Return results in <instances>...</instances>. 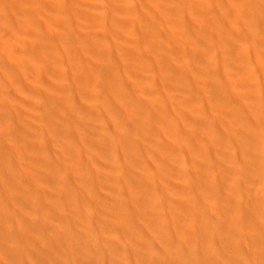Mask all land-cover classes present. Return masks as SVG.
<instances>
[{
    "label": "rangeland",
    "instance_id": "rangeland-1",
    "mask_svg": "<svg viewBox=\"0 0 264 264\" xmlns=\"http://www.w3.org/2000/svg\"><path fill=\"white\" fill-rule=\"evenodd\" d=\"M40 1L51 2V0ZM149 1L64 0L67 6L78 10L80 16L77 19L74 18L76 20L74 25L70 26L69 24L68 26L70 27L63 26L62 33L68 34L70 39H64L57 47L62 52L65 46L71 47L74 41L78 39L85 40L88 34L97 37L108 34V39H104L103 43H101L104 47L105 55L119 42H122L127 47L128 43L132 42L129 40L126 42V37L128 39V35L134 33L124 31V33L127 32V35L124 34V37L125 35L126 37L120 41V38H118V27H111L107 23L116 19H123L126 23H134L135 18L139 19V14L135 13L134 15L130 13L132 4L143 13V17L147 18L145 15L148 9L150 10L147 4ZM158 1H160L162 6H160V9L164 10L160 12L162 15L170 11L168 7L169 3L166 6V1ZM195 1L189 0V3L191 5L194 3L197 7V2L201 0ZM262 3L264 4V0H223L220 8L214 9L207 14H204V11H192L190 7L191 13H188L189 16L184 21V24L189 26V28L182 24L181 19H172L179 23L176 26H179L183 34L187 31H189L188 34L196 33L194 39L191 40L192 43L182 46L184 50L189 52L195 64L192 65L188 73L194 79L192 85L196 89L187 95L178 96L179 85L171 80L165 83L164 85L170 88L171 94L162 92L161 96L171 98L167 102L168 106L172 104L171 111H168V117L171 116V118L159 119L157 123L161 126L179 125L181 128L185 125L190 128L197 121L195 119L196 121L194 120L195 122L192 123L193 120L191 119L198 115L196 118L199 120V116L201 117L202 127L200 126L201 128H199L203 134H211L213 130L221 132L224 140L217 147L212 146L210 142L204 141L202 143L200 140L192 138L196 140L192 142V145L200 148H204L206 145L207 148L211 149L212 153L209 157L204 155L201 158L202 164H199L198 167H188L187 170L196 173L203 169V172H205L210 166L215 165L220 177L221 187L217 189L218 187L215 188L209 183H203L202 185L206 188V191L202 193L203 197L206 199H218L220 197H225L224 199H226V197H230L234 205H238L242 210L241 212L255 213V227H252L246 225L240 219L230 222L231 210L228 207L229 204H225V200H222L225 205L222 204L218 208L206 205L196 208L198 211L197 215L200 216L199 219H205L206 228H208L205 229V234L201 235L202 239L199 237L197 239V241L201 240V242L200 240L198 241L201 244L199 248L204 249L205 247L209 250H223L222 253L224 252L223 257L217 259V261H205L208 264H264V213H262L263 201L261 199L264 189V7ZM162 4L166 6V9ZM232 4H237V6L242 5L250 13L247 16V20L252 28L248 27V24L241 25L243 28L242 32L246 34V41L244 42H241L237 35L233 34L235 31L225 33L223 30L224 24L229 20V11ZM5 9L3 11L0 8L2 15L6 12ZM144 10L146 12H143ZM47 11L50 10L47 9ZM44 12L42 13L44 14ZM214 12H218V15L212 16L211 13ZM49 13L51 14L49 17H52L54 14L51 11ZM1 14L0 55L4 53L3 51L9 42L6 45L4 43L10 41L9 38L15 39L16 47L11 53L16 57L17 66L13 69L12 66L0 64V80L8 84L9 88L7 89L11 90L13 95V98H11L12 100L14 99L11 101V105H4L2 99L6 88L0 86V149L5 151L8 149L6 151V162L0 164V171L7 169L6 165L9 162V172L4 175L6 183L0 185V189L2 190L0 192V200L3 203L0 206L5 208L4 223L7 221V218L12 219L11 227L14 230V233H12L11 229L5 224L3 228V223L0 220V264H64L66 258L65 264H67L68 260L72 264H94L93 260L97 258L98 252L95 255L93 252L88 251L81 253V249L77 248L75 252L68 254L67 251L64 253L63 247H61L58 252L62 251V253L56 254L53 251L49 256L51 259L44 260V254L40 255L42 254L40 248H37V252L40 253L37 254L35 247H32V243L36 239L35 234H39L40 232L41 235L52 239L54 242H67L70 240L68 237L72 235L70 232L71 228L78 234L86 230L87 226L83 223L84 215L88 221L94 220L95 226L106 227L109 223L115 221L120 214H132L136 222H139L140 224H138L143 226L140 208L137 209L131 205L129 207H122L119 211V209L112 210L109 206L112 202H117L116 196L124 193L131 195L139 193V191L133 193L135 192V188L132 189L134 185L133 178L143 177L142 179H145V176H142V174L139 176L137 174L142 173V169L148 164L154 166V158L161 157L158 156V152L154 155V150L162 147L161 145L169 137L166 138L160 132H145L141 135L144 139L142 146L145 152L141 151L142 153L138 155L140 153L138 149L135 159L130 160V152L134 147V139L125 137V135L124 139L121 138L116 130V125L120 122H131L137 119V114L130 115V112L127 113L120 108L123 103L127 104L130 101L127 100V102L122 96L117 97L113 92L116 87H120L119 80L114 89L103 86L96 81L90 82L91 87L89 88L88 83L83 81L81 77L80 68L75 64L73 66L68 65V62L64 61V57L59 59L60 71L62 73L60 79L56 73L52 74L44 71L40 68L42 65L55 67L58 62L57 56L50 51L54 44L41 36L44 30H38L37 32L36 30H30V24L26 22L21 14L10 15L9 13H5L11 16L9 17L8 15L9 20L8 17L7 19L3 18L6 15L2 16ZM42 15L41 17L44 16ZM45 16L46 18L48 17L47 13ZM231 17L237 19L236 16ZM157 20H160V18L158 17ZM5 21L9 22L4 24ZM15 23H18L17 28ZM9 24L12 25V30L8 28ZM171 25L175 26L174 24ZM204 26H207L209 29L205 31ZM153 27L156 29L158 27L163 31L170 30V26L168 25L160 26L159 24H154ZM27 28L29 31H26ZM52 28L57 33L61 30V27L54 26ZM47 32H49V29ZM232 35L234 36L231 42ZM34 38L39 40L36 41L41 45L40 49L36 50L32 48ZM162 44L163 47L161 44V46L157 45V51L154 49L157 52H155L157 56L154 57V60L157 62L162 61L165 64V61L162 60L165 57L168 59L164 60L172 64L174 60H172V55L170 54L177 49V45L173 39H164ZM147 47H151V45L145 46L146 49H151ZM239 51L248 52L247 57L244 59L246 63L244 60H237L236 54ZM98 56L99 54L96 52H88L85 58L90 63H93ZM159 57L163 58L160 60ZM214 59L228 63L227 65L222 64L218 67V71L214 74L213 79H207V75L196 67L198 65L207 66ZM23 62L29 64V69H18L22 66L20 64ZM242 64H246L244 69L240 68ZM229 66L234 67L230 69L231 67L229 68ZM139 69H134L130 65L129 71L137 76H129L130 73L128 72V76L132 79L129 83L133 86L150 81L149 77L145 76L147 72ZM138 70L144 77L139 75ZM167 71V67H157L161 81L168 75V72L170 75L171 71ZM121 73L124 74V72ZM12 75L18 76L17 79H13L15 80L14 82H12ZM57 77L62 82L66 81L63 84L69 83V91H67L66 87H59L60 89H58L57 83H55ZM10 78L11 81H8ZM85 87L87 88L86 90ZM3 89L5 90L3 91ZM32 89L39 90L44 96L59 98L61 103L57 106L54 104L56 102L52 103L54 100H47L46 97L39 99L36 93L35 95L31 93ZM60 90H62L61 94ZM78 90H81V93L79 92L81 97L77 96ZM62 94L64 95L62 96ZM158 95L160 96V94ZM127 105L129 106V104ZM127 105H124V107H128ZM14 108H17L16 112L18 114H16L19 116L17 117L16 114H12V117L9 118V111L11 110L12 112ZM157 109L154 111L159 116L161 111L160 108ZM52 112H55L56 116ZM61 112L67 113V120L64 119ZM218 116H221L220 121L215 119ZM188 121L192 124H187L189 123ZM66 126L68 130L66 129L65 132L71 134L72 138L71 142L68 143H66V138H64V127ZM250 126L254 127L256 131V135H251V139L244 135V131L249 132ZM7 127L14 128L13 138L2 137V133ZM18 131L20 136L17 134ZM21 131H25V133L21 134ZM194 135H197V133ZM73 139L77 140L73 142ZM93 141L97 143L92 144ZM99 142L108 146H103ZM188 145L190 146L191 143ZM124 146L128 153L127 158L124 160L127 162L130 160L129 164L131 165L135 163L134 166L136 168H125V178H119L120 181H113L112 183L95 188L93 186L95 183L91 184L95 178L98 181L99 179L102 180V177L110 176L113 179L119 177L120 170L115 160L113 161L111 158L119 148L123 149ZM151 146H153V149H150L152 148ZM79 147L84 149L81 155ZM181 148L183 151L179 148L177 152L175 151L174 155L171 152V155L176 158L173 162L178 160L181 164L185 163L188 150L183 146ZM247 153L249 154L248 159L246 158ZM142 154L145 155H143L145 157L143 158L146 159L144 163V159L141 158ZM251 157L253 161L261 165L257 166L253 162L247 163L246 160H249V158L251 160ZM179 162H175L174 167ZM11 163L12 166H10ZM143 164L147 165L142 168ZM138 165L141 166L139 167ZM185 174H165L163 176L165 177L164 179L161 176L163 180L159 179L160 176L158 177L160 181L158 180L159 183L157 181V185L159 189L162 185L161 188H164L166 191L169 198L167 201L169 206L178 201V193L175 192L174 186H179L186 180L189 181V178ZM1 177L2 174L0 172V182ZM88 179L89 181L87 182ZM124 179L131 180L128 184L124 185ZM236 186H240L242 189L239 191ZM91 187H94L96 192L89 193L87 190ZM10 191L11 194H9ZM158 192L160 193V190ZM250 193L253 194L255 202L251 200ZM195 196L199 200L203 199L200 195ZM89 200L92 203L100 202L101 211L90 207L81 211L79 215V203L90 202ZM172 209L177 208L172 207ZM179 209L183 213V209ZM77 214L78 219H72ZM229 216L230 218H228ZM171 220H175L177 226H179L177 218ZM216 220H222L221 222H224L225 228H221V226L219 229L209 231V228L212 226L210 222ZM76 221L82 225L76 224ZM248 221H250L249 218ZM226 224L231 228H228L229 226L227 227ZM246 227L248 233L253 236V240H248L245 235L239 234L238 229L243 228L245 230ZM167 231L171 232L174 237H178L181 233L170 224ZM141 232H143V229H141ZM95 233L99 240L101 238L104 241L112 243L111 247H113L112 249L110 248L111 250L109 249V252L113 254L112 256L119 259L116 258L118 261L112 259L111 254H106L105 250L104 253L107 255V259L103 260L99 255L101 258L99 259L98 257L101 262L99 264L103 262V264H114L117 262L121 264H149V261L146 259V253L151 257L152 261L156 262L158 260V253L162 252V243L165 244L169 239L166 237V234L162 235L161 232H155L148 236L149 241L147 239L144 240L145 242H140V238L129 232L127 233L126 229L116 232L114 230L111 232L101 230L95 231ZM173 243L174 249H185L180 242ZM234 247H236V250ZM65 248V250L70 249ZM113 248H115V251ZM233 251L237 256L231 255ZM4 253H8L7 258H4ZM55 254L56 256L54 257L53 255ZM108 256L111 257V261L110 258L108 259ZM112 261L113 263H110Z\"/></svg>",
    "mask_w": 264,
    "mask_h": 264
},
{
    "label": "bare ground",
    "instance_id": "bare-ground-1",
    "mask_svg": "<svg viewBox=\"0 0 264 264\" xmlns=\"http://www.w3.org/2000/svg\"><path fill=\"white\" fill-rule=\"evenodd\" d=\"M164 1L167 2L165 4L166 6L169 3L168 7L170 9V11H167L169 9L166 10L167 11L166 14L163 13V15H162L160 13V12L164 11L163 9H162L163 11L160 9L162 7L160 4V1L150 0L147 3L150 10L148 9L147 12H146V10L143 11V12L147 13L145 16L148 18V20H146L147 18L143 17L144 16L143 13L141 11H139L138 8L134 4H132V6L130 8V13H133L134 15H135V13L139 14V17H138V15H136V17H138L139 19H136L134 17L135 18L134 20L135 21L138 20V22L135 23V21H134V23L133 22H130V23L127 22L126 23V22H124L123 19H121V20L116 19L114 21L113 20L109 21L107 23L108 25H110L111 27H118V29H119L118 38H120V41L124 40L128 31H131L134 34L128 35V39L126 37V40H127L126 42H128V40L130 42H132V43H128L127 47H125L122 42H119L117 45H114L113 48L110 49L108 54L105 55V50H104V47L101 45V43H103L104 39H108V34H103L102 36H98V37L92 36L91 34H88L87 37L85 38V40H83V39L75 40L71 47L65 46V48L62 52L59 50L57 45L61 41H63L64 39H70V36H68V34L66 35L65 33H62L63 26L70 27V26L74 25L76 22L75 19H77L80 16L79 11L74 9V8L67 6L66 3L64 2V0H51V2H46V1L42 2L40 0H0V8H2V10L6 8L5 13H9L10 15H15V14L23 15L26 22L28 24H30V27H31L30 30H34V31L36 30V32L38 30H44V33L41 34L42 38H45L54 44L53 47H51L50 51L53 52L54 55H56L58 58V62L56 64V66L51 67L50 65H48V66L42 65L40 67L41 69H43L46 72L52 73V74L56 73V75H58V77L60 79L61 78L60 76L62 75V73L60 71L59 59L61 57H64V61L68 62V65L73 66L75 64L80 68L81 77H82L83 81L88 83L89 88L91 87L90 82L96 81V82L101 83L103 86H108L110 89H114L116 83L119 80L120 87H116V89H114L113 92L115 93V95L117 97L122 96L126 101L127 100L130 101V103H127V104H129V106L126 103L125 104L123 103L120 106V108H122L127 113L130 112V115L131 114H137L136 115L137 119L132 120L131 122H125V123L120 122L118 125H116V130L119 133V135L121 136V138L124 139V135H125V137H131L134 139V147H133V150L131 151L132 153L130 152V160L135 159V156H136L135 154H137L138 149L140 152L138 155H140L142 152H145V149L142 146V142L144 141V139L141 137V135H143L145 132H147V131L160 132L161 134L166 136V138L169 137L168 138L169 140L166 139V142L161 145L162 147H158L154 150V155L156 152H158L160 154V155L158 154V156H161L158 158L157 157L154 158V166L153 165L150 166L149 164L148 165L146 164L147 165L146 166L143 164L142 168H143V166H146V167H144L142 169V173L137 174L138 176L140 174H142V176H145L144 180H146V181H144L142 179L143 177L142 178L141 177L140 178H133V184L135 185L134 186L132 184L134 186V187L132 186V189L135 188L134 189L135 192H133V193H136L139 191L140 194L139 193H137L136 195H131L128 193L121 194V195L115 197L117 202H112L109 206L112 210L119 209V211L121 210L122 207H129L131 205L136 207L137 209L140 208L141 209L140 210L141 211V220L143 222V226H140L139 225L140 223L136 222V219L132 214H130V215L129 214H120L115 221H113L112 223H109L106 227L95 226L94 220H92L90 222L85 218V215H84L83 223L87 226L86 230L83 233L78 234V233H75V230L73 231V229L71 228L70 232L72 235L70 237H68V239H70V240L67 242L58 243V242H54L52 239H50L44 235H41L40 232H39L40 235L35 234L36 239L32 243V247H35L36 252L38 251L37 248H40L42 254H40L39 252H37V254H40V255L44 254V256H43L44 260L51 259V258H49V256L51 255L50 253L53 251L56 254L62 253V251L58 252L59 248H61V247H63V250H64L63 252L65 253L67 251L68 254L70 252L71 253L75 252V250L77 248L79 250L81 249V253L88 251V252H93L95 255V253L98 252L99 253L98 256L96 255L97 258L94 259L93 261H94V264H99V263H101L99 261V259L102 258L104 260L107 257L106 254L110 253L109 251L112 249L113 246L111 247L112 243H110L106 240L104 241L101 238L99 240L95 231L103 230L106 232H111L114 230L116 232V231H124V229H126L127 233L129 232L130 234H134L135 236L140 238L141 239L140 242L147 240L148 236L150 234H154L155 232H161L162 235L166 234V237L169 238L165 244L162 243V246H161L162 252L158 253V260L156 262L152 261L150 259L151 257L149 255H147V253H146V259L149 261V264H205L206 263L205 261H207V262L209 260H211V261L216 260L217 261V259H220L223 257V255H224L223 254L224 252L222 253L223 250L214 251V250L206 249L205 247H204V249L199 248L201 246V244H200L201 240L199 239L200 242L198 243L199 240L197 241V239H198V237L201 238V235L203 236L205 234L204 233L205 229H208V228H206L205 219H203V220L201 218L199 219L200 216L197 215L198 211L196 210V208H200V207H202V205L218 208L222 204H224L223 203L224 200H225L226 205L229 204L228 207H230V210H231L230 222L234 221L236 219H240L246 225L255 227V213L253 212V213L249 214L246 212L245 213L241 212L242 210L239 208L238 205L237 206L234 205V203L230 197H228V198L226 197V199H224L225 197H222L223 199L221 197L218 199L217 198L206 199L203 197L202 193L206 191L205 186L202 185L203 183H209L212 186H214L215 188L218 187L217 189H220V187H221L220 177L218 175V170H217L215 165H212L214 167V169L212 166H210L208 168V170H206L205 172H203V169L200 172H196V173H193L192 171L187 170L188 167H190V168H193L196 166L198 167L199 164H202L201 158L204 155L209 157V155L212 153L211 149L207 148L206 145L204 148H200V147H196L195 145H192V142L196 141V140H193L192 138L200 140L202 143H204V141L210 142V143H212L211 144L212 146L217 147L220 144V142H222L224 140V138H222L223 136H222L221 132H218L217 130H213L211 132V134H205V133L203 134V132L200 131L201 130L200 128L202 127L201 126L202 121L200 120L201 117L199 116L200 121L196 118L198 115L195 116V118L191 119V120H193L192 123L197 120L195 123L192 124V123H190V121H188L189 123H187V124H189V125L192 124L190 126V128H188L185 125L182 126L181 128L179 125L161 126V125H159V123H157L159 121V119L166 118V117L168 119L171 118V116L168 117L169 116L168 111H171L172 104L170 106L167 105V102L170 101L171 98L161 96L162 92L171 94L170 88L166 87L164 85L165 83H167L169 80L177 83L179 85L178 96L187 95L188 93H192L196 89L192 85L194 83V79L188 73L189 69L192 68V65H195V64H194L193 60L191 59L189 52L182 48V46L192 43L191 40L194 39L196 33H189L188 34L189 31H187L186 33L183 34L182 31L179 29V26H176V24H179V23L173 21L172 19L173 18H175L174 20H176L177 18L181 19L182 24L184 26H186L187 28H189V26L184 24V21L187 18V16H189L188 13H191V10H189L190 7H191L192 11L193 10L204 11V14H207V13H210V11H213L214 9L220 8L222 6L223 0H201V1L196 0L195 2L198 1L197 7L194 3L191 5L189 3V0H164ZM252 1H255V0H252ZM166 6H164L165 9H166ZM262 6L264 7L263 3H262ZM193 8H195V9H193ZM47 9L50 10L51 12H54V14L52 13L53 14L52 17H49V15L51 16V14L49 13L50 11H47ZM42 12H44V14ZM5 13H3V15H2L0 12V14L2 16L6 15V17H3V18L7 19L9 14L7 15ZM40 13H42L44 16L41 14L43 16V17H41ZM46 13L48 15L47 18L45 16ZM10 15H9V17H11ZM211 15L212 16L218 15V12L211 13ZM229 15H230L229 20L226 21V23L224 24V27H223L224 32L225 33H231V31H235L233 34L234 35L236 34L241 42L246 41V34L242 32L243 28L241 27V25L242 24H248L247 16L250 15L249 10L242 5L237 6V4H232L230 7ZM231 16H234V17L236 16L238 20L236 18H232ZM9 17H8V20H9ZM158 17L160 18V20H157ZM40 18H42V19H40ZM243 18H246V19H243ZM7 22H9V21H7ZM7 22L5 21L4 24H6ZM21 22L23 23V21H21ZM17 24L15 23V26ZM69 24H70V26H68ZM154 24H159L160 26L161 25L162 26L168 25V26H170V30L163 31V30L158 28L159 27L158 25H157L158 27L156 29V28H154L155 26L153 27ZM171 24H174L175 26H173ZM8 26H9L8 28L12 27L11 24H9ZM54 26L61 27V30L58 31L59 33H57L55 31V29L52 28ZM17 27H18V25L16 26V28ZM248 27H251V25L248 24ZM48 29H49V32H47ZM208 29L209 28L207 26H204L205 31H207ZM11 30H12V28H11ZM27 30L29 31L28 28L26 29V31ZM124 31H127V32L124 33ZM124 34H126L125 37H124ZM185 34H187V35H185ZM234 35H232V39L230 40L231 42L233 40ZM9 39H10V41H6L4 43L6 45L7 42H9V43L11 42L10 44L8 43V45H6L4 51L2 50L4 53L0 55V64H3V65L6 64L7 66H12L14 69L17 66V64H16L17 62H16V57H14V55L11 53V51L15 50V47H16L15 41L16 40L15 39H14L15 41L12 40L13 38H9ZM164 39L165 40L173 39L174 43H176V45H177V49L173 53L170 54L168 52L170 55H172V60H174V61H172V64H170L169 62L167 63L166 62L167 60H164V59H168V58H165V57L164 58L159 57L160 60L163 58L162 60L165 61L164 62L165 64H163L162 61L157 62L154 60V57L157 56V54H155V52L157 51L156 48H158L157 45L161 44L163 47L162 43L164 42ZM7 40H8V38H7ZM36 40H38V39L37 38L33 39V42H32L33 47L32 48L37 50V49L41 48V45H39L38 44L39 42H37ZM161 41H163V42H161ZM148 44H150L151 47H147V48H151V49L145 48V46ZM152 46H153V49H152ZM162 47H159V48H162ZM128 48H129V50H128ZM154 49L156 51H154ZM88 52H96L99 54L98 58H96L95 61H93V63H90L85 58V56ZM165 54H167V53H165ZM247 55H248L247 51L246 52L239 51L236 54V56L238 58L237 60H244L247 57ZM169 61H170V59H169ZM244 62L246 63L245 60H244ZM227 63L228 62H226V61L224 62V61H218V60L214 59L213 61L211 60V62L207 66L206 65H198L197 67L196 66L195 67L198 70L205 73L207 75L206 76L207 79H213L214 74L217 73V71H218V67H220L222 64L227 65ZM20 65H22L18 68L20 70L29 69V67H28L29 64H26L25 62L21 63ZM39 65H41V64H39ZM130 65L134 69L140 68V69L144 70L145 72H147L145 74V76H147V78L149 77L148 79L150 81L148 83L140 84L137 86L131 85L129 82H131L132 79H130L129 76L130 75H132V77H134V76L137 77V76L134 75L133 72L132 73L130 72V71H132V69H130V71H129ZM162 66L167 67L168 71H171V72L169 75V72L167 71L168 75L166 77H164V80L161 81L159 79L160 74L157 72V67H162ZM230 67L231 66H229V68ZM233 67H231L230 69H232ZM245 67H246V64H242L240 68L244 69ZM139 70H138V72H139ZM121 72H124V74H122ZM128 74H129V76H128ZM139 75H141V73ZM58 77H57V80L55 79V83H57L58 89H60L61 87H66L67 91H69L70 90L69 83L67 82V84H63L66 81L62 82V80H59ZM62 77H64V76H62ZM141 77H144V76L141 75ZM141 77H139V78H141ZM17 78H18V76L17 77L13 76L12 82L15 81L13 79H17ZM172 78H173V80H172ZM63 79H65V78H63ZM2 81L3 80H0V86L2 88H6V91H5V94H4L2 100L4 101V105H6V106L11 105V101L14 100V99L12 100V98H13L12 92H11V90L7 89V88H9L8 84L4 83ZM8 81H11V78ZM86 89L87 88L85 87V90ZM4 90L5 89H3V91ZM64 90H66V89H64ZM82 90H83V88H82ZM80 91L79 90L77 91V96H80V93H81ZM61 92H62V90H60V94H61ZM31 93L33 95H35V93H36V95H38L39 99H43L46 97L47 100H54L52 103L56 102L54 104H56L57 106H59V103H61L60 102L61 100H59V98H51L50 96H44L37 89H32ZM158 94H160L161 97ZM63 95L64 94H62V96ZM62 98H64V97H62ZM124 105L125 106L127 105L128 107H124ZM157 107H158V109L160 108V111H161L159 116L155 113ZM120 108H119V110L122 111ZM16 110H17V108L16 109L14 108L12 112H11V110L9 111V113H10L9 118L12 117V114L15 115L17 113ZM52 113L54 114L55 112H52ZM61 113H63L64 119L67 120V113H64V112H61ZM18 116L19 115H17V117ZM54 116H56V115L54 114ZM220 117L221 116H218L215 119L220 121ZM67 126L64 127V132L68 128ZM62 130H63V127H62ZM248 131L250 132V134H249V132L244 131V135L249 137L250 139H251V135L252 136L256 135V131H255L254 127L250 126ZM20 133L21 134L25 133V131L24 132L21 131ZM195 133H197V135H194ZM17 134H19V131ZM13 136H14V128L7 127L6 129H4V131L2 133V137L13 138ZM18 136H20V134ZM64 136H65L64 138H66V143L71 142V139H72L71 134L65 132ZM76 140L73 139V142ZM96 143H97L96 141L92 142V144H96ZM189 143H191L190 146L188 145ZM100 144L103 146H108L107 144H103V143H100ZM163 146H164V148H163ZM181 146L186 147V149L188 150V152L186 153L187 159L184 161L185 163H182V164L178 160L175 161V162H179V164L174 167L175 162H173V161L176 158H175V156H172L171 154L173 153V155H174L175 151L177 152V149H179V148L181 151H183ZM151 147L152 148H150V149H153V146H151ZM134 148H136V149L134 150ZM79 150H80V155H81L82 152L84 151V149L79 147ZM111 150H112V148H111ZM4 151L5 150L0 149V164L6 162V154L7 153H6V151L5 152ZM247 154H246V158L248 159L249 154L248 155ZM143 155L144 154H142L141 158H143L145 156V155L144 156ZM127 156H128V153L126 152V148L124 146L123 149L119 148L117 150V152L111 158V160H113V161L115 160L117 167L120 170L119 177H117L116 179H113L110 176L109 177H102V180L99 179L98 181L95 178L91 184L95 183V185H93V186L95 188H97L99 186H103L104 184L112 183L113 181H120V179H122L123 177L125 178V173H124L125 168H130V169L136 168V166H134L135 163L133 165H131V164H129L130 160L128 162L124 160L127 158ZM188 156H189V158H188ZM176 157H178V156H176ZM145 160L146 159H144L143 163L145 162ZM246 162L247 163L253 162L257 166L261 165L260 163L253 161L252 157H251V160L249 158V160H246ZM8 163L6 165L7 169H2L0 171L2 174L0 185H3L4 183H6L4 181V175L9 172ZM113 164H114V162H113ZM10 166H12V163L10 164ZM174 173L177 175H181V173H186L185 175H187V177L189 178V181L186 180V181L182 182L181 185L174 186L175 192L178 193V201L176 202L177 204L175 203L172 206H169L167 203L169 198H168L166 191L164 190V188L163 189L161 188L162 185L159 189V186L157 184L159 183L160 180H163L165 178V177H163V176H165V174L172 175ZM161 176L163 177V179L161 178ZM158 177H159V179L160 178L161 179L159 180ZM130 180L131 179H124V181H123L124 185L128 184L130 182ZM88 181H89V179L87 180V182ZM157 181H158V183H157ZM85 184H87V183H85ZM94 187L89 188V190H87V191H89V193L96 192L94 190ZM236 187L238 188L239 191L242 189L240 186H236ZM158 190H160V193L158 192ZM1 191L2 190L0 189V192ZM9 194H11V191L9 192ZM195 195H200L203 199L199 200L198 197H196ZM249 196H250L251 200L253 202H255V198H254L253 194L250 193ZM261 199L263 201L262 213H264V189H263V192L261 195ZM89 201L90 202H80L79 203V205H78V214L79 215H80L81 211L88 209L90 207H93L96 210L101 211L100 210L101 209V203L100 202L92 203L91 200H89ZM99 203H100V205H99ZM0 204H3L1 200H0ZM233 206L235 209L233 208ZM172 207L177 208V209H172ZM179 208L183 209V213L181 212V210ZM189 208H190V210H188ZM191 208H194V209H191ZM78 214L74 215L72 217V219L76 218V220H77ZM4 215H5V208L3 206H0V220L3 223L2 227L4 228V224H5L11 229V232L14 233V230L11 227L12 219L7 218V221L4 223ZM174 218H177L179 226H177L175 220H171ZM228 218H230V216ZM248 218L250 221H248ZM221 221L222 220L211 221L210 225H212V226L209 228V231L219 229L221 226H222L221 228H225L224 227L225 225L223 224L224 222L222 223ZM144 223H146V225H144ZM76 224L82 225L78 221H76ZM169 224L171 226H173L175 228V230H178L181 232L178 237H174L171 232L167 231ZM226 225H227V227L229 226L228 224H226ZM228 228H231V227L229 226ZM141 229H143V232H141ZM238 232L240 235H245L248 240H253V236H251L248 233L247 227L245 230L243 228L238 229ZM37 240H38V242H37ZM147 241H149V239ZM173 242H180L181 244H183V247L185 249L184 250L174 249V243ZM38 243H40V244H38ZM65 247L70 248V249L65 250L66 249ZM242 248L244 249L243 246H242ZM32 249H34V248H32ZM114 249L115 248H113V250ZM234 249L236 250V247H234ZM105 250L107 252L106 254L104 253ZM56 254L53 256L55 257ZM235 254L236 253L234 251H233V254L231 253V255H235ZM99 255L101 256V258ZM112 255L113 254H111V256ZM7 256H8V253H4V258H7ZM235 256H237V255H235ZM98 257H99V259H98ZM112 257H113L112 259L117 258L114 256H112ZM109 258L111 261L112 260L111 257L108 256V259ZM66 260H67V258H66ZM66 260L64 261V264H65ZM113 261H115V260H113ZM113 261L110 263H113ZM68 262H67V264L71 263L69 260H68ZM87 263H88V261H87ZM114 264H121V263L117 262ZM206 264H208V263H206ZM212 264H214V263H212ZM222 264H224V263H222Z\"/></svg>",
    "mask_w": 264,
    "mask_h": 264
}]
</instances>
